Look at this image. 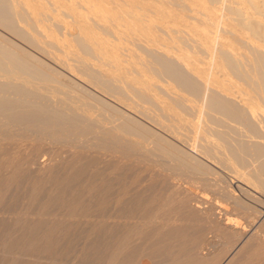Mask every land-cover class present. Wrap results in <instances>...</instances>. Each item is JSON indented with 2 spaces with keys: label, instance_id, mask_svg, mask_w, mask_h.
<instances>
[{
  "label": "rangeland",
  "instance_id": "374dc122",
  "mask_svg": "<svg viewBox=\"0 0 264 264\" xmlns=\"http://www.w3.org/2000/svg\"><path fill=\"white\" fill-rule=\"evenodd\" d=\"M33 1L25 0L24 4L28 3V8L23 4V9H28L29 15L32 13L30 17L34 21L32 18L30 19L35 23V28L29 29L17 17L14 21L18 29L25 27L21 32L26 36L30 34L34 42H31L32 45L29 44V41L26 43L27 41L25 42L23 38L21 39L17 34L14 35L3 25H0V46L2 45L0 51L4 50L5 46H7L5 50L8 49V46L10 49L12 46L15 47L14 49L17 47L18 54L22 50L25 58L30 57L31 61L36 60L35 62L40 63H35L36 68L33 63H30L36 71L39 68H46L39 72L51 71L48 72L50 75L44 74L49 77L54 74V78H56L54 81L58 79L56 82L61 81V84L68 85L70 89L63 90L64 93L60 90L55 94L46 85L45 88L48 92L40 89L35 90V93L32 92L34 91L32 85L20 83L18 88L22 89L17 88L19 90L16 93L19 94L16 95L17 98L13 94L12 98L7 97V94L10 96L9 93L3 95L4 92H1L0 94V103L6 104L3 107L0 105L2 108H0V264H264V176H262L264 173V154H262L264 153V127L253 130L255 133L253 131L242 133L245 129L241 128L239 129L241 132L238 131L239 137L237 134L233 136L238 139L239 145L247 150L246 156L244 155L245 159L243 158L244 161L241 158L244 163L242 166L241 162L235 161V157V160L232 159L233 154L230 156L227 153L230 149L226 146H233L237 141L233 142L234 139L227 138L228 141L224 144L226 145L225 151L222 147L224 143L222 140L214 139L212 141L201 129V127L205 128L206 124L209 126L206 115H208L207 113L212 116L214 114L207 109V106L208 103L210 104L209 101L214 98H217L218 103L217 95L225 96L226 98H224L228 100H235V97L237 100L239 99V102L232 101L240 103V107L244 109V111L241 109L243 113L250 109L248 105L254 107V109H250L254 112L257 108L259 112L260 109L262 110L261 104L256 102L259 100L258 97L255 99L256 94L253 95L254 92L252 94L247 87L243 86L242 81L230 78L232 81L230 82L228 74L225 73V77L228 76L227 79L223 76L224 73L219 69L220 60L218 62L217 55L219 57L220 45L223 44L221 38L226 30H228L227 33L230 30L232 36L238 37V41H246L244 37L247 40L252 39L250 45L253 49L250 50V56L263 54L264 48L260 49V47L261 43L264 44V25H262L264 23V8H261L263 13L261 9L259 13L257 7L250 5L247 12L246 5H234L239 9L232 12L227 5L232 6L233 0H221L223 2L217 0L213 5L211 3L208 9L205 8L207 11L200 9L208 17L207 20L200 21L192 17L191 14H189V18L184 17L185 15L176 9L170 0H118L119 3L117 0L116 2L109 0L114 3L113 5L108 0L107 2L102 0L106 3L97 0L101 1L99 4L103 6L106 4L108 8L111 6L114 8L117 4V6L121 4L119 7L116 6V10L112 8L113 12L127 21L125 23L132 31L134 30L137 37L143 36L139 38H143L141 39L143 41L146 39L145 42L148 44L152 43H150L152 47H146L148 45L142 43V45H137L138 47L130 48V45H126L123 48L127 47L131 51L136 48L135 54L141 52L142 54L140 53L138 56L143 59L145 57L146 63L154 60L158 67H163L165 61V63L171 64L184 77L183 79L175 74L176 78L174 79H176L177 85L181 84L180 88L176 86L175 80L169 81L165 78L159 80L156 78V80L154 77L150 79L143 69L141 71L138 69L136 72L138 67L132 58L126 57L127 53H122L124 50L120 51L118 46H115V50L110 48V45L104 47L107 42L104 43L103 40L101 43L102 38H98L99 41L95 39V44L102 46L100 47V49L103 48L102 50L108 49H106L108 52H104V54L107 53L106 59L108 60L106 61L108 63L103 66L96 58L86 57L84 54L83 56L76 48L75 40H78L77 37L83 34L88 35L89 32L96 34L98 31L97 29V31H92L95 30L93 28H96L94 22L96 18L92 14L90 15L91 12L79 6L67 7L68 4L60 0H56L57 2L51 0L48 8L45 6L47 10L45 7L42 9L41 4L36 1L39 7L35 8L38 4ZM185 1L190 3L189 0ZM263 1L254 0V4L261 6L264 5ZM0 2V12L13 14L9 9V0L3 2L0 0ZM60 2L64 6L66 5V10H64V6H61L62 4H57ZM84 2L87 1L81 0L82 4H85ZM162 2H167V4H162ZM32 6L33 8H31ZM20 7L18 6L17 9L22 11V6ZM121 7L123 9L121 13L119 10L116 12ZM211 7L212 9H210ZM128 8L130 11L133 10L129 12ZM59 12L64 15H60ZM255 12L256 16L254 17ZM239 13L243 16H240ZM2 14L4 15V13ZM124 15L125 17H123ZM140 16L143 19L152 17L150 21L158 23L160 27L164 26L165 34L168 32L171 34L170 36L178 38L176 40L180 41L183 49L193 52L194 56L189 55V59L188 54L183 51L174 52V54L171 51V53L166 52L167 47L164 43L161 46L160 39L156 40L155 32L148 34L151 30L148 31L147 28L143 30L142 26H139V30L137 29L138 24H145L146 21L141 20ZM166 17L168 18L166 19ZM215 19L217 20L215 21ZM236 19L241 24L240 22L237 24ZM32 21H30L31 24ZM234 23L239 25L238 30L235 27L231 28L230 24ZM241 26L246 27L241 28ZM38 27L39 31L47 38L36 35L35 31L38 32ZM165 27L167 28L165 29ZM136 29L139 31L138 33ZM240 29L247 31L243 32ZM142 31L143 33L147 31V34L151 36L143 35ZM140 32L141 34H139ZM98 33L96 36L102 32L98 31ZM96 36L93 37L97 38ZM104 36L103 34L101 37L104 38ZM153 39L155 43H153ZM109 40L112 42L113 38ZM112 43L115 45V42ZM156 43L161 48H158ZM71 44L74 46L73 50H77L76 52L81 56L83 63H80L81 66L75 65V62L72 61L69 63L73 65L74 70L87 72L86 76L80 72L77 73L76 70L72 69V71L66 68L62 63L64 61L59 56L58 50L59 48L67 49V46L70 47ZM144 46L149 50H145ZM162 47L164 49L166 47V49L164 50ZM13 48L8 51H13ZM117 50L120 52L117 53ZM10 52L7 53L10 54ZM11 53L15 54L16 52L14 50ZM8 54L6 55H11ZM118 57H122L121 59L125 60L124 62L128 65L133 63L134 65L130 66L129 71L134 70L130 73L129 71L124 72L122 67L124 62L121 63ZM117 59L119 60L117 61ZM29 60L26 59V61ZM127 64L126 68H128ZM247 68L249 70V67ZM134 71L138 77H134L136 76ZM143 75H147L148 78ZM88 76L95 77L103 86H94L88 80ZM3 80L0 79L2 85L6 81ZM145 80L153 82L156 80L157 82H154V88L149 87L150 89H148ZM221 81L225 83V87L222 86L224 84L220 83L221 86L219 85ZM227 81L229 85L226 83ZM6 82L4 86H10L5 85ZM183 82H187L188 85ZM234 83H237L238 87ZM152 84L149 83L150 86ZM52 86H56V84H52ZM23 88H26V91ZM220 88H223L222 92ZM224 89L231 95L225 94ZM27 91L35 93V95L33 94L35 99L31 98L33 95L29 96L30 99L19 93ZM247 93L253 97L250 98ZM235 95H242L244 98L248 96V103H252V101L253 103L248 104L242 96L237 98ZM26 97L30 101H25L28 104L23 102L24 106H22L21 101L27 99ZM184 98L187 105L183 103ZM19 102L20 104H17ZM167 102L172 103V107L181 105L185 110V116L182 115L183 112L178 113L183 116L181 117L183 123L185 121L184 126L188 133L186 142L185 139L182 140L172 134L164 125L161 127L162 123L158 120L160 114L157 116L156 113H160L162 107L168 111ZM98 103L106 106L107 110L104 111L103 106ZM253 104H257L255 105L257 108ZM19 105L20 107H18ZM15 106L16 108H14ZM237 106L239 107V105ZM174 113L176 114V112ZM210 116L208 115V117ZM218 116L217 114L216 120L210 118L215 121L214 124L217 126H214L219 130ZM260 117L262 119L264 114L261 113ZM146 131L159 136L157 140L164 138L165 142L163 143V140L158 143L154 142L156 137L153 136V139L151 134L149 137V132L147 133L149 138L145 137ZM256 131L260 133L257 134ZM143 132H145L144 136ZM206 138L208 139L206 140ZM192 142L196 145H192ZM168 144L178 147V150H181L178 151L180 156L176 153L177 150L171 147L169 157V154H166L167 149L164 147L166 145L169 150ZM211 146H213L212 149ZM197 147L209 149L213 154L216 150L218 154L216 155V152L213 156H217V159L204 156V153L198 151ZM181 152L187 156H183L184 154ZM244 156L242 155V157ZM239 164L240 169L238 168ZM256 172L257 174L260 172V174H254ZM254 175L263 177L262 182L260 181L261 186H258L259 182L255 186L260 177L255 180ZM250 177L253 178L252 181Z\"/></svg>",
  "mask_w": 264,
  "mask_h": 264
},
{
  "label": "bare ground",
  "instance_id": "6f19581e",
  "mask_svg": "<svg viewBox=\"0 0 264 264\" xmlns=\"http://www.w3.org/2000/svg\"><path fill=\"white\" fill-rule=\"evenodd\" d=\"M2 2L4 1V0H1ZM27 1V0H26ZM32 1V0H31ZM38 2L39 4H41V8L42 9H44V7L46 6L47 8H48V6H49V2H51V0H34L33 2ZM61 2H66V4H68V6L67 7H70L71 5L72 6H76V7H81V8H86L87 10L86 11H90L89 13H90V15L92 14L96 19H94L95 21V27L96 28H93V29H95V30H92V31H100V32H102V33H100V35H97L96 36V34H99L98 33V31L96 32V34H93V33H95V32H89V34L88 35H86V34H83V35H81V36H78L77 38H78V40H75V46H76V48L82 53V55L84 54V55H86V57L87 56H89V57H94V59L96 58L97 59V61L99 62V64H102L103 66L106 64V63H108L106 60H108V59H106L107 58V53L106 54H104V52L106 51V49L105 50H102V49H100V47H102V46H97L95 43V39L97 40L98 38H102V41H101V43H103V40H104V43L105 42H107V44L104 46V47H107V46H109L110 45V48H114V50H115V46L117 47V48H119L120 49V51H122L121 49H123L124 51L122 52V53H127L126 54V57H130V59L132 58V61L135 63V64H137L136 65V67H138L137 68V71L136 72H138V69H140V71H141V69H143V70H145L144 72L145 73H147V75H149L150 77V79H151V77H154L155 79L157 78L158 80L159 79H161V78H165L166 80H169V81H174L175 80V82H176V79H174V78H176V75L175 74H178V76H180V78L182 77L181 75H180V73L179 72H177L175 69H174V67H172L171 66V64L169 65L168 63H165L164 62V64H163V67H158V64H156L155 62H154V60H150V62L149 61H147V63L144 61V59H145V57H144V59H143V57H141V56H138V54L140 55V53L138 52V54H135L136 52H134V51H137V50H135L136 48H134V50H130V49H128L127 47H124L123 48V46H126V45H130L129 47L131 48H133V46L134 47H138L137 45H142V43H143V45H148V46H146V47H149V46H151V40L149 41L150 43L148 44V43H146L145 42V40L143 41V40H141V39H143V38H139V37H143V36H139V37H137V35H135V32H134V30L132 31V29L131 28H129V25L127 26V23H125V22H127V21H124L122 18H120L119 16H117V13H114L113 12V10H112V8H113V6H111V7H109L108 8V6L106 7L105 5L103 6V5H101V4H99V2H101V1H97V0H83V1H87V2H84L85 4H82L81 3V0H60ZM106 2H107V0H105ZM101 2V3H106V2ZM109 1V0H108ZM132 1H137V0H132ZM148 1V0H147ZM188 1V0H187ZM190 1V3L189 2H186L185 0H170V3H172L173 5H175V8L176 9H178L181 13H183L185 16L184 17H186V18H189V14H191L192 15V17H194V18H196V19H198V20H202V21H204V20H207L208 19V17L207 16H205L202 12L203 11H201L200 9H202V10H204V11H207V10H205V8L206 9H208V6L212 3V5H213V3L215 2L216 3V1L217 0H201V1H199V0H189ZM219 2L221 1V0H218ZM232 1V0H231ZM230 1V2H231ZM234 2H232V6H230V5H227V6H229V9H230V11H232V12H235V11H237L238 9H239V7H237V6H242V5H246V11L248 12V10H249V8H250V5H253V6H255V7H257L258 8V12H259V10L261 9V8H264V5H261V6H259V5H256V4H254V0H233ZM5 2H7V1H5ZM9 2H10V6H9V9L13 12V14H10V13H8V12H6V14H5V12H0V25L2 26H4L5 28H6V30H9L10 32H12L14 35H16L17 34V36H19L21 39L23 38V40L26 42V43H29V44H31V42H34V39H33V37L30 35V34H27L28 36H26V35H23V33L21 32V30H23L24 28H21V29H18L17 27H16V22L14 21L15 20V18L17 17L21 22H23L27 27H29V29L30 28H32V29H34L35 28V26H34V19L32 18V17H30L31 16V14L29 15V11H28V9L26 10V8H24L23 9V7L24 6H26L27 7V4L28 3H25L24 4V2H25V0H9ZM30 2V1H29ZM36 2V3H37ZM53 2V1H52ZM55 2H57L56 0H55ZM57 3V4H62L61 6H64L63 5V3ZM114 2H116V0L114 1ZM117 2L119 3V1L117 0ZM123 2V1H122ZM151 2V1H150ZM165 2V1H164ZM164 2H162V4L164 3ZM200 2V3H199ZM219 2H217V3H219ZM221 2H223V1H221ZM226 2H228V1H226ZM264 2V1H263ZM8 3V2H7ZM37 3V4H38ZM109 3H112L111 1H109ZM127 3V2H126ZM138 3H140V2H138ZM143 3V2H142ZM148 3V2H147ZM169 3V4H170ZM225 3V2H224ZM257 3H258V1H257ZM0 4H1V2H0ZM9 4V3H8ZM23 4H24V6H23ZM32 4V3H31ZM35 4V3H34ZM33 4V5H34ZM39 4H38V6H35V8L36 7H39ZM65 4V3H64ZM114 3H112L111 5H113ZM137 4V3H136ZM136 4H134V5H136ZM164 4H167V2L166 3H164ZM171 4V5H172ZM54 5V4H53ZM109 6H110V4H108ZM115 5H116V3H115ZM118 5V4H117ZM116 5V6H117ZM121 5V4H120ZM119 5V6H120ZM156 5V4H155ZM214 5H216V4H214ZM234 5H237V6H235L234 7ZM20 7V6H22V11H20L21 10V7L19 8L20 10H18L17 9V7ZM56 6V5H55ZM59 6V5H58ZM60 6V8L62 9V7ZM116 6H114V10H116ZM119 6H117V7H119ZM123 6V5H122ZM137 6V5H136ZM45 7V8H46ZM52 7V6H51ZM147 7V6H146ZM154 7V6H153ZM160 7V6H159ZM162 7V6H161ZM166 7V6H165ZM210 7V6H209ZM217 7V6H216ZM215 7V8H216ZM252 7V6H251ZM28 8V7H27ZM31 8H33V6L31 7ZM40 8V9H41ZM47 8H46V10H47ZM60 8H59V11H60ZM63 8H65L64 10H66V5L63 7ZM124 8H126V7H124ZM132 8V7H131ZM141 8V7H140ZM173 8V7H172ZM219 8V7H218ZM241 8V7H240ZM210 9H212V7L210 8ZM55 10V9H54ZM120 11V13H121V10H123L122 9V7H121V9L119 8V9H117V11L116 12H119ZM128 10H129V8H128ZM133 10V9H132ZM131 10V11H132ZM148 10V9H147ZM146 10V11H147ZM160 10V9H159ZM178 10H177V12H178ZM214 10V9H213ZM212 10V11H213ZM227 10H228V8H227ZM17 11V12H16ZM18 11H20V12H18ZM51 11V10H50ZM125 11V10H124ZM124 11H122V12H124ZM126 11H127V8H126ZM130 10H129V12H131ZM154 11V10H153ZM201 11V12H200ZM209 12H210V10H208ZM220 11V10H219ZM230 11L228 10V13H230ZM261 11H262V13H263V10L261 9ZM34 13H35V10L33 11ZM47 12H49V11H47ZM62 12V11H61ZM61 12H59L60 13V15L62 14V15H64V13H61ZM84 12V11H83ZM128 12V11H127ZM127 12H125V13H127ZM168 12V11H167ZM171 12V11H170ZM225 12V11H224ZM257 12V13H258ZM2 13H4V15L2 14ZM58 13V12H57ZM180 13V14H181ZM260 13V12H259ZM259 13L257 14L258 16H259ZM46 14V13H45ZM50 13H48V15H49ZM139 14V13H138ZM141 14V13H140ZM139 14V15H140ZM166 14V13H165ZM176 14V13H175ZM209 14V13H208ZM208 14H206V15H208ZM240 14V13H239ZM251 14H253V13H251ZM41 15V14H40ZM39 15V16H40ZM51 15V14H50ZM128 15V14H127ZM129 15H131V14H129ZM137 15V14H136ZM37 16V15H36ZM38 16V17H39ZM53 16V15H52ZM135 16V15H134ZM160 16V15H159ZM177 16H178V14H177ZM233 17H234V15H232ZM236 16V15H235ZM239 16V15H238ZM240 16H243V15H241L240 14ZM240 16H239V18H240ZM252 16V15H251ZM250 16V17H251ZM256 16V12H255V14H254V17ZM60 17V16H59ZM123 17H125V15L123 16ZM131 17H132V15H131ZM141 17V16H140ZM210 17V16H209ZM212 17V16H211ZM246 17V16H245ZM244 17V18H245ZM16 18V19H17ZM30 18H32L33 19V21L30 19ZM44 18V17H43ZM88 18V17H87ZM126 18H127V16H126ZM142 18V17H141ZM152 18V17H151ZM151 18H149V19H147V18H142L141 20H143V21H147V23H146V21H145V24H142V23H140V24H142V25H139L138 24V30H139V26H142V28H143V30L144 29H146L147 28V30L149 31V30H151V31H149L148 32V34L150 33V32H155L156 33V35H157V39L156 40H159L160 39V41H159V43L161 44V46L163 45V43H164V45L167 47V50H166V52H172L173 54H174V52H178V51H183V52H186L187 54H188V56L190 55V56H194V53L193 52H191V51H187V50H184L183 49V47L181 46V44L179 43L180 41H178V40H176V39H178V38H176V37H174V36H170L171 34L170 33H168V32H166V34H165V30H164V26L162 27H160V26H158V23L156 24V23H154V22H152V21H150V19ZM164 18V17H163ZM168 17H166V19H167ZM236 18H238V17H236ZM238 18V19H239ZM242 18V17H241ZM243 18V19H244ZM135 19H137V18H135ZM154 19V18H153ZM212 19V18H211ZM257 19V18H256ZM127 20H129V19H127ZM131 20V19H130ZM138 21H140L139 19H137ZM136 20V21H137ZM217 19H215V21H216ZM18 21V20H17ZM30 21H32V24H31V22ZM44 21V20H43ZM88 21V20H87ZM133 21V20H132ZM142 21V22H143ZM150 21V22H149ZM199 21V22H200ZM236 21H237V19H236ZM235 20H234V22H236ZM241 21H242V19H241ZM59 22V21H58ZM130 22V21H129ZM141 22V21H140ZM158 22V21H157ZM160 22V21H159ZM173 22V21H172ZM185 22V21H184ZM183 22V23H184ZM230 22H232V21H230ZM229 22V23H230ZM238 22V23H237ZM236 23L237 24H239V22L240 21H237ZM41 23V22H40ZM39 23V24H40ZM46 23V22H45ZM89 23V22H88ZM168 23V22H167ZM201 23V22H200ZM236 23H234L233 25L232 24H230L232 27L231 28H233V27H235V28H237L236 30H238L240 27H239V25H237ZM254 23V22H253ZM129 24V23H128ZM132 24V23H131ZM186 24H187V22H186ZM227 24V23H226ZM236 24V25H235ZM240 24H241V22H240ZM262 24V23H261ZM23 25V24H22ZM43 25H44V23H43ZM48 25V24H47ZM91 25V24H90ZM133 25H136V24H134L133 23ZM184 25H185V23H184ZM206 25V24H205ZM211 25V24H210ZM214 25V24H213ZM230 25H228V26H230ZM262 25H264V23L262 24ZM93 26V25H92ZM131 26V25H130ZM165 26H167L168 27V25H165ZM227 26V27H228ZM36 27H37V25H36ZM40 27V26H39ZM39 27L37 28L38 30V32H36L35 31V33H36V35L37 36H40V37H42V38H47L46 37V35L45 34H43L42 32H40L39 30ZM167 27H165V29L167 28ZM202 27V26H201ZM208 27H211V26H208ZM244 27H246V26H244ZM244 27H242L241 26V28H244ZM41 28V27H40ZM213 28H214V26H213ZM234 28V29H235ZM253 28V27H252ZM29 29H27L28 31H29ZM46 29V28H45ZM97 29V30H96ZM136 29V30H137ZM190 29V28H189ZM196 29V28H195ZM207 29V28H206ZM216 29V28H215ZM225 30H226V28H224ZM229 29V28H228ZM247 29V28H246ZM64 30V29H63ZM90 30V31H91ZM137 30V33L139 32ZM203 30V29H202ZM236 30H235V32H236ZM240 30H242V29H240ZM245 30V29H244ZM244 30H242L243 32H244ZM25 31V30H24ZM34 31V30H33ZM32 31V32H33ZM167 31V30H166ZM175 31V30H174ZM201 31V30H200ZM213 31V30H212ZM245 31H247V30H245ZM26 32V31H25ZM30 32V31H29ZM40 32V33H39ZM49 32V31H48ZM170 32V31H169ZM177 32V31H176ZM228 32V30H226V32L222 35L223 37L221 38L222 40H223V44H222V46L220 45V55H219V57H218V55H217V58H218V62H219V60H220V62H219V69H220V71L222 72V73H224V77H225V73H226V75L228 74V76H229V78H228V76L227 77H225L226 79L228 78L229 80L228 81H230L231 79L230 78H232V79H236V81L237 80H239V81H242L243 83H244V85L243 86H245V87H247L250 91H251V93L252 92H254V94L253 95H255L256 94V98H255V96H254V98L255 99H257V97H258V101H256V102H258V104H261L260 106H261V108H262V110H263V112H262V110L260 109V112H259V110H258V108L255 106V105H257V104H253L256 108H257V110H255L256 112H254L253 110H250L251 108H253L254 109V107H250L249 105H248V108H250L249 110H245V113H243L242 111H244V109H242V107H240V103H237V102H233V101H235V100H237L236 99V97L235 96H237V95H235V96H233V97H235V100L234 99H232V100H228V99H225L224 97H222V95L221 96H219V95H217L218 97H219V100H218V103H217V98H214L212 101H209L210 102V104L208 103V108L207 109H209V111L210 112H212L214 115L212 116V114H210V113H207L211 118H214L215 120L217 119V114L219 115L218 116V119H219V130L217 129V127H215L214 125H216V124H214L215 123V121H212L211 120V118L210 117H208V115H206V120H207V123L209 124V126L206 124V127L205 128H202L201 127V125H200V127H201V129L204 131V133L206 134V136L209 138V139H212V141L214 140V139H220V140H222V142H224L223 143V145H222V147H224V149H225V146L226 145H224L225 144V142H227L228 140H227V138H231V140H233L234 139V141L233 142H236L238 139H235V138H233V136H235L236 134L238 135V137H239V132L238 131H240L239 129H241V128H243L242 130H244V131H242V133L243 132H247L248 131V133H249V131L250 132H252L253 130H259L260 128H262V127H264V120H262L261 119V117H260V114L261 113H263L264 114V56H263V54H264V52H263V54H258L257 56H255V55H252V56H250L251 55V51L250 50H252L251 49V43H250V41L252 40V39H248L247 40V38L246 37H244L245 39L244 40H246V41H244V42H241V41H238L239 40V38L237 37L236 38V36H232V32L229 30V33H227ZM28 33V32H27ZM41 33L43 34V36L41 35ZM90 33H92L91 35H90ZM193 33V32H192ZM239 33H240V31H239ZM247 33V32H246ZM26 34V33H25ZM102 34V35H101ZM103 34L105 35L104 36V38L103 37H101V36H103ZM139 34H141V32L139 33ZM138 34V35H139ZM142 34L144 35V34H147V31L145 32V33H143V31H142ZM147 34V35H148ZM151 34V33H150ZM169 34V35H168ZM173 34H175V33H173ZM179 34V33H178ZM221 34V33H220ZM235 34V33H234ZM236 34H238V33H236ZM90 35V36H89ZM166 35V36H165ZM194 35V34H193ZM96 36L97 38H94V37ZM100 36V37H99ZM149 36V35H148ZM151 36V35H150ZM149 36V37H150ZM246 36H247V34H246ZM93 37V38H92ZM145 37H146V35H145ZM178 37H180V36H178ZM254 36H253V34H252V38H253ZM76 38V39H77ZM110 38H113V41L112 42H115V45H114V43H112V42H110V40L109 39ZM148 38V37H147ZM154 38V37H153ZM38 39V38H37ZM149 39V38H148ZM151 39H152V37H151ZM237 39V40H236ZM241 39H242V37H241ZM202 40V39H201ZM1 41V40H0ZM29 41V42H28ZM45 41V40H44ZM48 41V40H47ZM98 41H99V39H98ZM147 41V42H148ZM153 41H154V39H153ZM152 41V42H153ZM255 41V40H254ZM254 41H253V43H254ZM258 41V40H257ZM256 41V42H257ZM41 42V41H40ZM157 42V41H156ZM210 42V41H209ZM222 42V41H221ZM264 42V41H263ZM153 43H155V41L153 42ZM158 43V42H157ZM156 43V46L158 45V46H160L159 44H157ZM203 43V42H202ZM240 43V44H239ZM253 43H252V45H253ZM72 44H73V42H72ZM72 44H71V46L69 47V46H67L68 48L67 49H61V48H59V52H60V55L59 56H61L62 58H63V61L64 62H62V63H64V65L66 66V68H68V69H70V70H72L73 69V65H71L69 62L70 61H72V62H75V65H78V66H81L80 65V63H83L82 61H81V56H79V54L75 51V50H73V48L72 47H74V46H72ZM117 44V45H116ZM207 44V43H206ZM255 44V43H254ZM5 45V44H4ZM32 45V44H31ZM36 45V44H35ZM43 45V44H42ZM66 45H67V43H66ZM74 45V44H73ZM103 45V44H102ZM114 45V46H113ZM257 45V44H256ZM255 45V46H256ZM39 46H41V45H39ZM51 46V45H50ZM154 47H156L155 45H153ZM157 46V47H158ZM2 47V45L0 46V49H2L1 48ZM4 47V46H3ZM37 47H38V44H37ZM143 47V46H142ZM145 47V46H144ZM145 47V48H146ZM152 47V46H151ZM164 47V46H163ZM162 47V48H163ZM166 47H165V49H166ZM195 47V46H194ZM193 47V48H194ZM198 47V46H197ZM252 47H254V46H252ZM5 48H7V46H5ZM5 48H3L4 50H1L0 51V79L2 78V79H4V80H6V81H4V83L6 82V84L5 85H10V86H4V83H3V85L0 83V94H1V92H4V93H2L3 95H5V93H9V95L10 96H8V94H7V97H11L12 96V94L13 95H15V97H16V95H19V94H16L20 89H22V88H18V84H20V83H22V84H28V85H32L34 88V91H32V92H35V90H45L46 91V85H48V88L49 89H51V90H53L54 91V93L56 94V92H59L60 90L61 91H63V90H65V89H70V87H68V85L66 86L65 84H61L62 82L61 81H59V82H56V81H54L56 78H54V74H53V76L51 75V77L52 78H54V79H52L51 77H49V73L48 72H51V71H49L48 70V72H47V70H46V72H39V70H41V71H44L46 68H42V69H40L39 68V66H38V68H39V70L38 71H36L35 70V68H36V66H35V63H37V62H35L36 60H33V61H31L32 59L30 58V57H26L25 58V54L24 53H22L23 51L21 50V51H19V54H24V55H20V56H18L19 54H18V50L19 49H17V47H16V49H14L13 48V46H12V48L15 50V52L18 54H12L11 52H13V51H8L9 49H10V46H8V49H6L5 50ZM11 48V49H12ZM54 48V47H53ZM55 48H57V47H55ZM116 48V49H117ZM158 48H161V47H158ZM187 48V47H186ZM185 48V49H186ZM219 48V47H218ZM259 48V47H258ZM261 48H264V44L262 45V43H261V47H260V49ZM10 49V50H11ZM23 49H25V48H23ZM151 49V48H150ZM164 49V48H163ZM164 49V50H165ZM188 49V48H187ZM210 49V48H209ZM55 50V49H54ZM108 50V49H107ZM113 50V49H112ZM114 50H113V52H114ZM141 50V49H140ZM145 50H149V49H145ZM144 50V51H145ZM157 50V49H156ZM3 51H4V53H3ZM119 50H117V53H119L120 52ZM158 51V50H157ZM211 51V50H210ZM257 51V50H256ZM6 52V53H5ZM10 52V54H8V53ZM29 52V51H28ZM106 52H108V51H106ZM149 52V51H148ZM152 52V51H151ZM170 52V53H171ZM54 53V52H53ZM145 53V52H144ZM152 53H154V51L152 52ZM157 53V52H156ZM162 53V52H161ZM2 54H4V55H2ZM6 54H8V55H10V56H7ZM114 54V53H113ZM142 54V53H141ZM160 54V53H159ZM13 55H15V56H13ZM26 55H28V54H26ZM83 55V56H84ZM157 55V54H156ZM195 55H197V54H195ZM24 56V57H23ZM30 56V55H29ZM108 56H109V54H108ZM122 56V55H121ZM143 56V55H142ZM158 56V55H157ZM156 56V57H157ZM190 56H189V59H190ZM256 58H255V57ZM124 57V56H123ZM252 57V58H251ZM120 60H121V63H122V61L124 62L125 60H123V59H121L120 57H118ZM135 58V59H134ZM178 58V57H177ZM180 58V57H179ZM254 58H255V60H254ZM26 59L28 60V59H30L29 61H31V62H29V61H26ZM85 59H87V58H85ZM85 59H84V61H85ZM88 59H90V58H88ZM112 59V58H111ZM119 59H117V61L119 60ZM134 59V60H133ZM188 59V58H187ZM253 59V60H252ZM61 60V59H60ZM91 60H93V59H91ZM129 60V59H128ZM170 60V59H169ZM43 61V60H42ZM57 61V60H56ZM86 61H88V60H86ZM127 61V60H126ZM180 61H181V59H180ZM183 61H185V60H183ZM190 61V60H189ZM195 61V60H194ZM197 61V63H199L198 62V60H196ZM94 62V61H93ZM96 62V61H95ZM120 62V61H119ZM30 63L32 64L33 63V65H34V67H32V65H30ZM39 63V62H38ZM58 64H59V62H57ZM61 63V62H60ZM61 63V64H62ZM91 63V62H90ZM97 63V62H96ZM132 63V62H131ZM196 63V62H195ZM217 63V62H216ZM40 64V63H39ZM49 64V63H48ZM98 64V63H97ZM125 64V65H124ZM126 64L127 63H122V67L124 68V72H128L129 71V69H130V66L131 67H133L132 65H134L133 63L131 64V65H128L127 64V66H128V68H126L125 66H126ZM188 64H189V62H188ZM38 65V64H37ZM42 65V64H41ZM63 65V66H64ZM102 65H100V66H102ZM121 65V64H120ZM148 65V66H147ZM199 65H200V63H199ZM50 66V65H49ZM186 66V65H185ZM30 67V69H28ZM135 67V68H136ZM189 67V66H188ZM194 67H195V65H194ZM218 67V66H217ZM247 67H249V70H248V68ZM34 68V69H33ZM85 68V67H84ZM123 68H121L122 70H123ZM184 68V67H183ZM50 69V68H49ZM189 69H191V68H189ZM188 69V70H189ZM74 70V69H73ZM72 70V71H73ZM76 71H77V73H81L82 75H85L86 73H83V71L82 70H77V69H75ZM74 70V71H75ZM109 70V69H108ZM134 70V69H133ZM132 70V71H133ZM142 70V71H143ZM199 70H201V69H199ZM82 71V72H81ZM132 71H129V73L130 72H132ZM134 71V72H135ZM139 71V72H140ZM194 71V70H193ZM100 72V71H99ZM135 72V73H136ZM201 72V71H200ZM47 73V74H49V75H45V74ZM76 73V72H75ZM118 73V72H117ZM142 73V72H141ZM197 73V72H196ZM202 73V72H201ZM221 73V74H222ZM44 74V75H43ZM62 74V73H61ZM81 74H79V75H81ZM114 74V73H113ZM128 74V73H127ZM200 74V73H199ZM78 75V74H77ZM133 75H134V73H133ZM138 75H139V73H138ZM147 75H145L146 77H147ZM57 76V75H56ZM62 76V75H61ZM86 76V75H85ZM107 76V75H106ZM121 76V75H120ZM142 76V75H141ZM144 76V75H143ZM144 76V77H145ZM110 77V76H109ZM134 77H138L137 76V73H136V76H134ZM88 80L91 82V83H93L94 84V86H97V85H101V86H103L100 82H99V80H97L95 77H93V76H88ZM92 80H91V79ZM139 78H140V75H139ZM148 78V77H147ZM146 78V79H147ZM183 79H184V77H182ZM85 79V78H84ZM116 79V78H115ZM121 79L122 80H124L122 77H121ZM134 79V78H133ZM156 79V80H157ZM187 79V78H186ZM223 79V78H222ZM221 79V80H222ZM86 80V79H85ZM139 80V79H138ZM141 80H143V79H141ZM140 80V81H141ZM155 80V81H156ZM181 80V79H180ZM217 80V79H216ZM215 80V81H216ZM220 80V79H219ZM218 80V81H219ZM2 81V82H3ZM87 81V80H86ZM93 81V82H92ZM145 81H147V87H148V89H150L149 87H153L154 88V86L153 85H155L154 84V82L152 81V80H149V81H152V82H149L148 80H145ZM178 81H179V79H178ZM184 81H186V80H184ZM222 81H224V80H222ZM222 81L221 82H219V85H220V83L221 84H224V85H222V86H224L225 87V83H222ZM226 82V83H228V85H229V82ZM235 81V82H236ZM238 81V82H239ZM65 82V81H64ZM153 83L152 84V86H150L149 85V83ZM157 82V81H156ZM181 82V81H180ZM230 82H232V81H230ZM95 83H96V85H95ZM141 83H142V81H141ZM145 83V82H144ZM143 83V84H144ZM171 83V82H170ZM184 83V82H183ZM182 83V84H183ZM187 85H188V83L187 82H185ZM184 83V84H185ZM218 83V82H217ZM49 84H51V85H49ZM52 84L54 85V84H56V86H52ZM172 84V83H171ZM176 84V86H179V85H181V84H179V85H177V82L175 83ZM237 87H238V85H237V83H234ZM239 84V83H238ZM242 84V83H241ZM241 84H240V86H241ZM246 84V85H245ZM174 85V84H173ZM187 85H186V88H187ZM119 86V85H118ZM145 86V87H146ZM221 86V85H220ZM8 87V88H7ZM21 87H23L22 85H21ZM76 87V86H75ZM98 87V86H97ZM141 87V86H140ZM144 87V86H143ZM156 87V86H155ZM168 87V86H167ZM180 87V86H179ZM183 87V89H184V86H182ZM234 87V86H233ZM19 90H18V89ZM47 88V89H48ZM101 88V87H100ZM137 88H139V87H137ZM181 88V87H180ZM230 88V87H229ZM228 88V89H229ZM243 88V87H242ZM24 89V88H23ZM26 89V88H25ZM24 89V91H26ZM141 90H143V91H146L145 89H143V88H140ZM190 89V87L188 88V90ZM192 89V88H191ZM221 89V92L223 91L222 89L223 88H220ZM231 89V88H230ZM241 89V88H240ZM28 90V89H27ZM178 90H179V88H178ZM187 90V89H186ZM185 90V91H186ZM216 90H218V89H216ZM245 91H246V89H244ZM30 91V90H29ZM29 91H27V92H19V93H21L22 95L24 94V95H26L27 97H31L33 94L35 95V93H33L32 94V92L31 93H29ZM127 91V90H126ZM129 91V90H128ZM152 91V90H151ZM169 91V90H168ZM177 91V90H176ZM180 91H182L181 89H180ZM191 91V90H190ZM190 91H188L189 93H190ZM193 91V90H192ZM46 92H48V90L46 91ZM50 92H52V91H50ZM111 92V91H110ZM157 92V91H156ZM174 92V91H173ZM183 92V91H182ZM188 92H187V94H188ZM224 92H225V89H224ZM224 92H223V94H224ZM230 92V91H229ZM242 92H243V90H242ZM241 92V93H242ZM29 93V94H28ZM44 93V92H43ZM63 93H64V91H63ZM108 93V92H107ZM149 93V92H148ZM154 93V92H153ZM20 94V97H22V95ZM46 94V93H45ZM80 94V93H79ZM82 94H84V93H82ZM179 94V93H178ZM213 94V93H212ZM225 94H228L227 92H225ZM230 94V93H229ZM228 94V95H229ZM243 94V93H242ZM248 94V93H247ZM23 95V96H24ZM34 95L31 97V98H34ZM53 95V94H52ZM61 94L59 93V96H60ZM149 95V94H148ZM157 95V94H156ZM155 95V96H156ZM184 95V94H183ZM215 95V94H214ZM231 95V94H230ZM233 95V94H232ZM63 96V95H62ZM65 96V95H64ZM76 96H77V94H76ZM147 96V95H146ZM179 96V95H178ZM187 96V95H186ZM197 96V95H196ZM239 96H242V95H239ZM239 96H237V98L239 97ZM245 96H246V94H245ZM248 96L250 97V94H248ZM248 96H247V98H248ZM14 97V96H13ZM26 97V98H27ZM29 97V98H30ZM47 97V96H46ZM54 97H56L55 95H54ZM61 97V96H60ZM86 97V96H85ZM89 96H87V98H88ZM160 97V96H159ZM170 97V96H169ZM229 97V96H228ZM227 97V98H228ZM232 97V96H231ZM243 97V96H242ZM253 97V96H252ZM252 97H250V98H252ZM1 98V97H0ZM12 98V97H11ZM17 98V97H16ZM18 98H19V96H18ZM30 98V99H31ZM57 98V97H56ZM55 98V99H56ZM84 98V97H83ZM87 98H85V99H87ZM90 99H91V97H89ZM98 98V97H97ZM121 98V97H120ZM161 98V97H160ZM174 98H175V96H174ZM183 98V97H182ZM213 98V97H212ZM241 98V97H240ZM247 98H244L243 97V99L245 100V101H247V103H248V99ZM20 99H22V98H20ZM35 99V98H34ZM102 99V98H101ZM116 99H117V97H116ZM123 99H125V98H123ZM122 99V100H123ZM151 99H153V97H151ZM179 99V98H178ZM181 99V98H180ZM18 100V99H17ZM28 100V98L27 99H23L22 101H21V104H23V102L25 103V104H28L27 102H25V101H27ZM33 100V99H32ZM126 100V99H125ZM128 100V99H127ZM184 100H185V98L183 99V103L184 104H186L185 102H184ZM250 100V99H249ZM251 100H254V99H251ZM9 101V100H8ZM12 101H13V99H12ZM15 101V100H14ZM20 101V100H19ZM28 101H30V100H28ZM69 101V100H68ZM88 101V100H87ZM92 101V100H91ZM90 101V102H91ZM106 101V100H105ZM164 101V100H163ZM187 101V100H186ZM238 102H239V99L237 100ZM242 101V100H241ZM10 102V101H9ZM89 102V101H88ZM165 102V101H164ZM29 103H31V102H29ZM92 103V102H91ZM100 103H101V101H100ZM121 103V102H120ZM163 103V102H162ZM168 104H170L169 102H167ZM166 103V107H168V111L167 110H165V109H163V107L160 109V113H156V115L158 116V114H160L159 115V117H158V120L162 123V125H161V127L164 125L172 134H175V135H177L178 137H180V138H182V140L183 139H185L184 141L186 142V138H187V136H188V133H187V129H186V127L184 126V123H185V121H184V123H183V120L181 119V117H183V116H181V114H179V113H184V114H182V115H184L185 116V110H184V108L183 107H181V105H177V107H172V103L170 104V105H168ZM237 103V104H236ZM242 103H243V101H242ZM251 103V102H250ZM250 103H248V104H250ZM252 103H253V101H252ZM251 103V104H252ZM2 104H4V103H0V105H2ZM14 104V103H13ZM17 104H20V102L19 103H17ZM72 104V103H71ZM97 104V103H96ZM99 104V103H98ZM125 104H127V103H125ZM129 104V103H128ZM127 104V105H128ZM155 104V103H154ZM180 104V103H179ZM246 104V103H245ZM6 105V104H5ZM5 105H2L1 107H3V106H5ZM8 105V104H7ZM15 105V104H14ZM99 105H101V106H103V108H104V111H105V109L107 108L106 106H104V105H102V104H99ZM105 105H106V103H105ZM108 105V104H107ZM136 105H138V104H136ZM187 105V104H186ZM217 105H219V107H216ZM237 105H239V107L237 106ZM247 105V104H246ZM22 106H24V104L22 105ZM33 106V105H32ZM39 106V105H38ZM37 106V107H38ZM86 106V105H85ZM114 106V105H113ZM201 106H202V104H201ZM244 106V105H243ZM0 107V108H1ZM7 107V106H6ZM9 107V106H8ZM12 107V106H11ZM18 107H20V105L18 106ZM88 107V106H87ZM109 107V106H108ZM133 107V106H132ZM131 107V108H132ZM151 107V106H150ZM149 107V108H150ZM246 107V106H245ZM244 107V108H245ZM13 108V107H12ZM14 108H16V106L14 107ZM33 108H35V107H33ZM40 108V107H39ZM38 108V109H39ZM110 108V107H109ZM219 108V109H218ZM2 109V108H1ZM10 109V108H9ZM112 109V108H111ZM114 109V108H113ZM241 109H242V111H241ZM31 110V109H30ZM39 110H42V109H39ZM45 110V109H44ZM103 110V109H102ZM107 110V109H106ZM171 110V111H170ZM179 110V111H178ZM198 110V109H197ZM154 111H156V110H154ZM26 112V111H25ZM174 112H176V114H178V115H176ZM179 112V113H178ZM51 113V112H50ZM82 113V112H81ZM187 114V113H186ZM90 115V114H89ZM188 115V114H187ZM186 115V116H187ZM216 115V116H215ZM56 116V115H55ZM92 116V115H91ZM108 116V115H107ZM112 116V115H111ZM263 116V115H262ZM191 117V116H190ZM196 119V118H195ZM124 120H126V119H124ZM158 121V122H159ZM118 122V121H117ZM125 122V121H124ZM213 122V123H212ZM116 123V122H115ZM187 123V122H186ZM129 124H130V122H129ZM133 125H134V123H132ZM125 125H127V123H125ZM160 125V124H159ZM196 125V124H195ZM217 126V125H216ZM166 129V130H167ZM140 130H142L141 128H140ZM196 130V129H195ZM262 130V129H261ZM119 131H120V129H119ZM144 131V130H143ZM124 132V131H123ZM130 132V131H129ZM134 132V131H133ZM141 132V131H140ZM149 131H146V134H145V132H143L142 134H143V136H144V134H145V137H148L147 136V133H148ZM241 132V131H240ZM254 132V131H253ZM264 132V131H263ZM255 133V132H254ZM256 133L258 134V133H260V132H258V131H256ZM149 134H151L152 135V137L153 136H155L154 134H152V132H149L148 133V135ZM244 134H246V133H244ZM251 134H253V133H251ZM151 135H149V137L151 136ZM174 135V136H175ZM232 135V136H231ZM254 135V134H253ZM243 136V135H242ZM248 136H249V134H248ZM148 137V138H149ZM151 137V138H152ZM156 137V139H154V137H153V139L155 140L154 142H156V143H158L159 141H161V140H163V139H161V138H159V140H157V137H159V136H155ZM180 138H179V140H180ZM208 138H206V140L208 139ZM191 139V138H190ZM181 140V141H182ZM203 140V139H202ZM205 140V141H206ZM220 140H218V141H220ZM231 140H229L230 142H232ZM209 141V140H208ZM217 141V140H216ZM165 142V140H163V143ZM189 142V141H188ZM221 142V141H220ZM243 142V141H242ZM230 144V143H229ZM238 144V145H237ZM243 144H245V143H243ZM247 144V143H246ZM245 144V145H246ZM192 145H196V144H194V142H192ZM207 145V144H206ZM211 145H212V143H211ZM231 145V144H230ZM168 146H169V150H168V147L165 145L164 147L167 149L166 150V154H169V157H170V155H171V153H170V150H172V148L171 147H173L172 145H170V144H168ZM216 146V145H215ZM163 147V148H164ZM194 147V146H193ZM206 147V146H205ZM207 147H208V145H207ZM212 147L213 146H211L210 148L212 149ZM221 147V148H222ZM227 148H229L230 150H228V152L227 153H229L230 154V156H232L231 154H233V158L232 159H234V157L236 158V160L235 161H237V163H239V162H241L240 164H241V166L244 164L243 163V161H244V159H245V156H246V154H247V150H245V149H243L244 147H242V146H240L239 145V141H237L236 142V144L235 145H233V146H226ZM174 149H176L177 150V154L179 155V152L181 151V150H178V147H173ZM196 148V147H195ZM209 148V147H208ZM214 149V148H213ZM223 149V148H222ZM223 149V150H224ZM259 149V148H258ZM261 149H262V147H261ZM261 149H259V150H261ZM264 149V148H263ZM262 149V150H263ZM175 150V151H176ZM195 151H196V149H194ZM197 150L198 151H202L203 153H204V156L205 155H207V156H209V157H214L213 155L217 152L216 150H215V153L213 154L212 152H210V150L209 149H204V147L203 148H201V149H199L198 147H197ZM262 150H261V152H262ZM164 151H165V149H164ZM179 151V152H178ZM212 151V150H211ZM225 151H226V149H225ZM231 153H230V152ZM256 152H257V149L255 150ZM168 152V153H167ZM172 152V151H171ZM222 152V151H221ZM250 152V151H249ZM261 152H260V154H261ZM160 153V152H159ZM182 153V152H181ZM225 153V152H224ZM226 153V154H227ZM173 154H174V152H173ZM182 154H184V153H182ZM218 154V152L216 153V155ZM219 154H221L220 152H219ZM223 154V153H222ZM262 154H264V153H262ZM177 155V156H178ZM225 155V154H224ZM242 155L244 156V157H242ZM258 155H259V151H258ZM180 156V155H179ZM183 156H187V154H184ZM229 156V155H228ZM174 157V156H173ZM219 157V156H218ZM181 158V157H180ZM217 159V156L216 157H214V159ZM227 158V157H226ZM241 158L243 159V161L241 160ZM185 159V158H184ZM187 159V158H186ZM190 159H192L191 157H190ZM220 159V158H219ZM240 159V160H239ZM191 161V160H190ZM246 161V160H245ZM259 161V160H258ZM234 162V161H233ZM191 163V162H190ZM235 163V162H234ZM240 164L238 165V168L240 167ZM262 164V163H261ZM264 164V163H263ZM235 165V164H234ZM233 165V166H234ZM236 166V165H235ZM262 166V165H261ZM196 167H197V165H196ZM250 167V166H249ZM264 167V166H263ZM187 168V167H186ZM196 169H198V168H196ZM205 169V168H204ZM240 169V168H239ZM245 170V169H244ZM241 171V170H240ZM247 171V170H246ZM261 171V173H263L264 172V169H263V172H262V170H260ZM245 172V171H244ZM247 173V172H246ZM254 174H257V172L256 173H254ZM260 174V172L257 174V175H259ZM264 174V173H263ZM262 174V176H264ZM244 175V174H243ZM257 175H254L255 176V180H257L259 177H256ZM246 176H248V175H246ZM245 176V177H246ZM251 178V177H250ZM262 178L263 177H260L257 181H256V183H255V186L257 185V182H259V185L258 186H261L262 185ZM252 179L253 178H251L250 180L252 181ZM254 181V180H253ZM261 181V182H260ZM252 183V182H251ZM254 186V185H253ZM233 192V191H232Z\"/></svg>",
  "mask_w": 264,
  "mask_h": 264
}]
</instances>
